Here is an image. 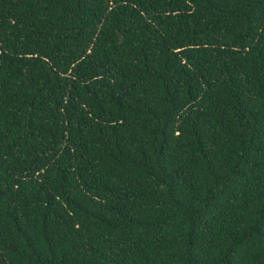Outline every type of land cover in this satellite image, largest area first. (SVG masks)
Returning <instances> with one entry per match:
<instances>
[{"label": "trees", "instance_id": "1", "mask_svg": "<svg viewBox=\"0 0 264 264\" xmlns=\"http://www.w3.org/2000/svg\"><path fill=\"white\" fill-rule=\"evenodd\" d=\"M0 264H264V0H0Z\"/></svg>", "mask_w": 264, "mask_h": 264}]
</instances>
